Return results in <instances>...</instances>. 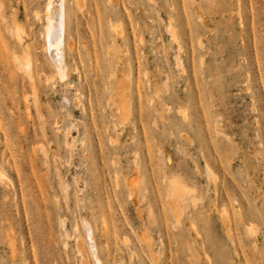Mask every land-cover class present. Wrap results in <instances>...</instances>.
Here are the masks:
<instances>
[{"label": "rangeland", "instance_id": "obj_1", "mask_svg": "<svg viewBox=\"0 0 264 264\" xmlns=\"http://www.w3.org/2000/svg\"><path fill=\"white\" fill-rule=\"evenodd\" d=\"M49 1L0 0V264H264V0H65L62 80Z\"/></svg>", "mask_w": 264, "mask_h": 264}, {"label": "bare ground", "instance_id": "obj_2", "mask_svg": "<svg viewBox=\"0 0 264 264\" xmlns=\"http://www.w3.org/2000/svg\"><path fill=\"white\" fill-rule=\"evenodd\" d=\"M52 1H49V3L47 4V6L45 8V13H44V22H45V27H44L45 31L44 32L46 33V38H44V39H46L45 46L47 44V47H45V48L48 49L47 51L49 52L50 57H51L54 65H55V69H56V73L58 75V78L60 77L61 80H62V78L64 79V77H66L65 75L67 74L66 73L67 68L65 66L64 55H63V50H64L63 48H64V45H65V42H66L67 13H66V7H65V0H57L56 2H52ZM36 17L38 18V15H36ZM3 24L7 28V30H9L10 34H12L16 38L17 42L20 45H22L25 48V50H28V47H27L28 45L26 44L24 38L21 36L20 28L14 23V21H12V18L8 19L7 17L4 16L3 17ZM171 37H172V35H171ZM70 45H71V43H70ZM30 62L31 61H29L28 58L26 57L25 63L24 62L22 63V64H24V68L28 71L27 74H29V76L31 74V67H30L31 64H30ZM120 78H122V77H120ZM120 84H121L120 81H118V82L113 81L111 83V87H110V89L112 90L111 97H112V101H113V106H114V109H116V110H119L120 108H122V104L125 103V102L122 103V99H124V101H126L125 98H122V99L118 98V97H120L121 94H123L122 93L123 91L125 92V89L123 90V88L125 86L123 88H121ZM128 84H129V82H128ZM150 84H152V83H150ZM154 85L155 84H153V86ZM151 86H150V88H151ZM121 90H123V91L121 92ZM127 102L128 101H126V103ZM156 112L159 113L158 111H156ZM159 117H161V116H159ZM4 178H6L5 174L0 169V183L4 182V180H3ZM170 182H169L170 185L168 184L169 189H170L169 191L171 192V194H170V192H168L170 194V196H168L170 198V206H171L170 209H172L171 212H173V214L177 217L179 215V206H178L179 205L178 204L179 201L181 199H184L187 196H189L190 193H189L187 188H184V186L180 183V181H178V180L174 181L173 180L171 183ZM63 188H65V187H63ZM61 224L64 227V222H62ZM251 230H252V227H251ZM252 233H254V232H252ZM90 240L93 241L92 237H90ZM9 241H10V245L12 247L13 245H12L11 239H9ZM83 246H82V242L81 241H77L76 250L79 253H82L83 252V248H84ZM13 250H14V248H12V251ZM95 254L97 255V250H95ZM81 256H82V254H81ZM81 258H84V257H81ZM96 261H97V264H102L101 261L98 259V257H96Z\"/></svg>", "mask_w": 264, "mask_h": 264}]
</instances>
